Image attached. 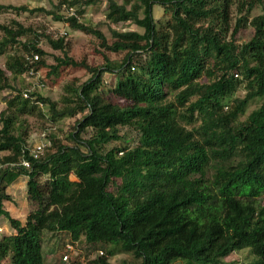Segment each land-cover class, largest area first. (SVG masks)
Here are the masks:
<instances>
[{
	"label": "trees",
	"instance_id": "trees-1",
	"mask_svg": "<svg viewBox=\"0 0 264 264\" xmlns=\"http://www.w3.org/2000/svg\"><path fill=\"white\" fill-rule=\"evenodd\" d=\"M61 1L78 6L83 17L82 5L104 0ZM105 1L108 22L139 30L111 28L110 40L92 23L47 11L95 35L106 50L125 52L101 66L76 60L63 38L46 34L65 53L50 64L39 39L23 38L31 28L18 20L0 25V56L10 47L5 68L0 65V93L15 92L0 112V151L8 152L0 167V220L16 231L0 237V264H46V233L65 234L64 248L78 243L96 254L62 258L65 264H111L118 252L135 258L123 264H220L242 249L264 264V0ZM258 4L262 11L250 18ZM156 5L163 16H156ZM9 11L33 10L0 3V13ZM248 25L254 36L239 43L236 36ZM32 52L40 54L33 63L26 59ZM62 66L91 72L77 87L68 85L73 97L63 108L38 91L25 98L11 81L31 69L50 67L52 75ZM104 72L115 74L111 87ZM242 86L245 95L236 96ZM256 99L262 103L246 115ZM36 114L52 120L81 114L71 133L77 144L50 133L52 146L33 159L27 117ZM123 127L135 131L133 146L124 143ZM23 157L30 168L20 164ZM22 175L37 205L25 221L6 205L8 187Z\"/></svg>",
	"mask_w": 264,
	"mask_h": 264
},
{
	"label": "rangeland",
	"instance_id": "rangeland-1",
	"mask_svg": "<svg viewBox=\"0 0 264 264\" xmlns=\"http://www.w3.org/2000/svg\"><path fill=\"white\" fill-rule=\"evenodd\" d=\"M61 0H0V3L4 4H15V5H26L29 9L33 11H26L21 14H17L14 11L0 13V25L5 24L9 26H14L15 21L18 20L23 23L24 26L31 28L23 37L28 39H34L35 37L41 42L40 46L48 52L47 60L48 62L55 63L56 56H65L64 51L61 49H54L50 45L46 34L51 35L55 39L63 38L65 43H67V53L74 57L76 60H85L90 66H101L105 64L106 58L111 60L117 59L121 60L125 56V52H112L106 50L102 47L100 40L93 34L86 33L81 30H74L65 21H58L55 19V14H48L47 11H52L56 14H66L65 9L61 4ZM78 7V6H76ZM107 1H100L92 5H82L81 8L84 9V15L82 17L83 22L86 24H94L96 27L102 30L108 39L111 40L112 31L111 28H116L119 30H139V28L131 23H120L113 24L107 21ZM37 8H43L45 11L35 10ZM156 16H163V11L160 6L156 5ZM261 6L258 4L252 11L250 18L261 12ZM236 9L234 10V14ZM236 15V14H235ZM234 22V20H233ZM234 24V23H233ZM255 33V28L252 25L241 29L236 39L239 43L249 41ZM4 31L0 27V38H3ZM5 54L0 56V65L5 68V60L7 58L8 52H10V47L8 46L5 50ZM50 67H45L36 75L30 76L29 74H24L19 76L17 79H12V84L17 88H30L32 91H38L46 97H50L53 101L58 102V105L63 108L66 106V97H73V92H71L68 85L77 87L82 84L91 76V72L87 67H74V66H62L52 75L49 74ZM10 74V72H9ZM45 77L48 85L40 86V80ZM105 80V86L111 87L115 82V74L112 72H104L103 74ZM15 94L11 90H4L0 93V98H2V103L0 104V112L6 108L5 100L11 95ZM246 90L242 87L238 88L236 96H244ZM262 99H256L250 102L247 107L246 115L249 114L253 109L260 106ZM45 112L49 115V108H44ZM246 115L242 116L244 118ZM81 117V114L76 116L64 117L60 120H52L49 116L41 117L39 115H31L27 117L28 123V137L27 144L29 148L39 140L44 131H49L51 135L61 139L67 145L77 144L75 140L71 138V133L74 131L77 119ZM123 135V141L129 142L131 146L136 143V133L135 131L123 127L121 129ZM91 135L89 129L82 134L84 138H88ZM115 143H112V145ZM83 150H86L82 146ZM7 151H0V167L3 166L1 159L5 156ZM71 179L75 180L72 175ZM26 177H21L14 186H10L8 190L11 195V200L8 201L7 207L11 209V214L20 218L23 221L26 220L27 215L37 208V205L30 202L28 199V187ZM264 204V197L261 199ZM0 237L4 234H11L16 232L9 221L2 217L0 220ZM67 236L65 234L54 235L52 233L45 234L44 241V253L46 264H65L62 262V255L64 254V242L67 241ZM96 254L94 252H89L85 247L79 246L78 250L71 254V258H80L83 260H88L95 258ZM135 261L134 256L127 252H118L110 256L111 264H123L124 262ZM259 256L251 252V249H242L235 251L227 257L222 259L220 264H258ZM174 264H186L182 260L176 261Z\"/></svg>",
	"mask_w": 264,
	"mask_h": 264
},
{
	"label": "built area",
	"instance_id": "built-area-1",
	"mask_svg": "<svg viewBox=\"0 0 264 264\" xmlns=\"http://www.w3.org/2000/svg\"><path fill=\"white\" fill-rule=\"evenodd\" d=\"M62 6L66 11V14L64 15L65 18H76L78 20H82V17L79 14V12L75 6L68 5L66 3H63ZM40 44H41V42H39V45ZM26 59L29 60V62L33 63L36 60L40 59V54L36 53V52H32V54H26ZM38 73L39 72H36L33 69H31L29 71V73H27V74H29L30 76H33V75H36ZM44 85L45 84L40 80V86H44ZM32 92L33 91L30 88H26L22 91V94L25 98L34 99V97H32V95H31ZM35 103L40 105V106H43V103L40 100H36ZM49 134H50L49 131H44L43 134L41 135V137L39 138V140L33 145V147L29 148L30 155L33 157V159H39L52 146V140H51V138H49V136H48ZM20 164L27 167V168H30L31 167V160L29 158L23 157ZM78 248H79L78 243L67 242L65 245L64 254L62 257L63 261L70 262L71 254L76 252L78 250ZM99 253L104 254V251L101 250Z\"/></svg>",
	"mask_w": 264,
	"mask_h": 264
},
{
	"label": "crops",
	"instance_id": "crops-1",
	"mask_svg": "<svg viewBox=\"0 0 264 264\" xmlns=\"http://www.w3.org/2000/svg\"><path fill=\"white\" fill-rule=\"evenodd\" d=\"M21 177H26L27 179H26V181L28 180V177L26 176V175H22V176H20V177H18L10 186H14L16 183H17V181L19 180V179H21ZM10 186L8 187V189L10 188ZM9 193V192H8ZM7 205V204H6ZM8 208V207H7ZM10 211H11V209L10 208H8ZM6 219V218H5ZM8 221V220H7ZM0 229H2V227H0Z\"/></svg>",
	"mask_w": 264,
	"mask_h": 264
}]
</instances>
